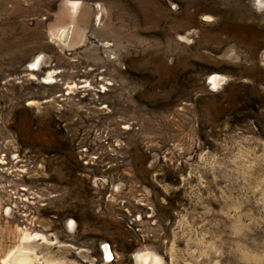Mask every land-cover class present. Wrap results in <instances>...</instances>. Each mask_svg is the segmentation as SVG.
<instances>
[{"label":"rangeland","instance_id":"374dc122","mask_svg":"<svg viewBox=\"0 0 264 264\" xmlns=\"http://www.w3.org/2000/svg\"><path fill=\"white\" fill-rule=\"evenodd\" d=\"M21 228L31 264H264V1L0 0V264Z\"/></svg>","mask_w":264,"mask_h":264},{"label":"bare ground","instance_id":"6f19581e","mask_svg":"<svg viewBox=\"0 0 264 264\" xmlns=\"http://www.w3.org/2000/svg\"><path fill=\"white\" fill-rule=\"evenodd\" d=\"M260 2L264 0H259ZM75 4L74 2L70 3ZM75 7V6H74ZM209 17V16H208ZM59 35V34H58ZM39 68V59L34 60L31 62L30 70L36 71ZM223 77L220 74L214 73L209 78V82L212 84L213 88H216L221 84ZM46 82H52V75L48 72L45 76ZM42 239L46 240V237L42 233H31L26 229L19 230V244L16 246L14 250L9 251L3 258L2 262L4 264H31L32 258L29 255L28 251L30 248L28 247V241L31 239ZM108 256V254H107ZM136 264H160V259L158 256L154 255L150 252H138L135 255Z\"/></svg>","mask_w":264,"mask_h":264}]
</instances>
